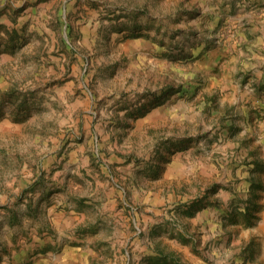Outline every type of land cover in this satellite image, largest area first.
Segmentation results:
<instances>
[{"label":"rangeland","instance_id":"rangeland-1","mask_svg":"<svg viewBox=\"0 0 264 264\" xmlns=\"http://www.w3.org/2000/svg\"><path fill=\"white\" fill-rule=\"evenodd\" d=\"M0 264H264V2L0 0Z\"/></svg>","mask_w":264,"mask_h":264},{"label":"crops","instance_id":"crops-1","mask_svg":"<svg viewBox=\"0 0 264 264\" xmlns=\"http://www.w3.org/2000/svg\"><path fill=\"white\" fill-rule=\"evenodd\" d=\"M255 1H257V2H264V0H255Z\"/></svg>","mask_w":264,"mask_h":264}]
</instances>
